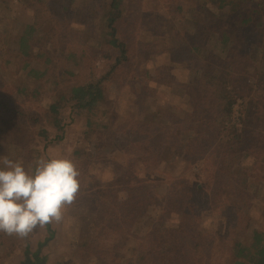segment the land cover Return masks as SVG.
Listing matches in <instances>:
<instances>
[{"label": "rangeland", "instance_id": "374dc122", "mask_svg": "<svg viewBox=\"0 0 264 264\" xmlns=\"http://www.w3.org/2000/svg\"><path fill=\"white\" fill-rule=\"evenodd\" d=\"M110 2L0 0V100L11 93L18 98L19 93L29 108L39 104L48 108L57 99L60 84L66 82L68 74L62 76L66 71L75 73L68 78L82 82L92 73L107 74V56L114 59L117 50L103 41L100 20L108 14ZM233 2L236 7L222 12L235 17L230 34L244 45L255 46V58L247 59L240 51L238 61H231L228 68L231 73L220 77L237 100L225 122L217 119V103L199 102L197 95L195 104L188 102L192 85L202 78L205 50L214 49L216 54L220 49L208 37L202 40L204 0H123L113 14H118V37L128 42L131 54L116 76H110L104 100L90 107L93 125L87 124L79 107L63 102L62 132L55 135L49 130L47 140L29 133L21 136L19 131L26 127L31 131L30 123L0 106V157L20 162L30 173L41 157L68 158L80 173L78 196L74 204L65 206L57 223L65 245L56 244L59 251L50 264H223L233 235L247 241L250 229L264 230V138L257 142L253 133L264 134V126L250 121L247 105L250 100L257 103L258 115L264 118V56L256 59L257 47L264 48V32L245 27L239 18L248 5H262L264 0ZM29 26L38 38L31 48L36 57L30 65L37 70L31 73L19 49ZM195 42L201 44V54H191ZM72 50L78 63L68 56ZM16 53L21 60H16ZM160 74L157 82L155 76ZM173 123L182 125L186 138L178 137ZM223 124L230 136L245 134L238 146L242 160L237 166L238 173L248 177L249 195L254 199L242 217L245 228H233L225 249L226 222L220 213L230 210L221 186L215 187L221 184L215 176L228 155L227 146L218 142V127ZM159 129L164 134L158 138ZM152 141L158 145L152 146ZM208 179V192H197L193 185ZM44 234L45 226L26 238L0 233V264H18L26 240L34 244ZM196 244L200 248L194 251Z\"/></svg>", "mask_w": 264, "mask_h": 264}, {"label": "trees", "instance_id": "16d2710c", "mask_svg": "<svg viewBox=\"0 0 264 264\" xmlns=\"http://www.w3.org/2000/svg\"><path fill=\"white\" fill-rule=\"evenodd\" d=\"M122 2L123 0H111V2L106 5L108 14L103 15L100 20V26L105 33L103 41L110 44L109 48L117 50V54L115 55L114 59L112 58V55L107 56L109 58V63L107 64V74L98 75L92 73L89 75V77L83 79L84 82H82L79 81V79H72V77L75 75L74 72L70 70L66 71L62 76L68 74V76L71 75L72 77L68 78L67 76V79L65 80L66 82L60 84L61 91H59V94H56L58 96L55 101L52 99L48 108H42L40 104L36 108H29L27 101L22 99L24 96L20 95L19 93H17L18 98L14 97L11 93L4 96L6 99L0 100V106H2V108L7 110L12 109L13 114H16L21 119H24V122L30 123L31 131H27L26 127V129L19 131L21 132V136H24L25 133H29L32 138H38V136H40L47 140L49 138V130H53L55 135L59 134V132H62L65 127L64 120H66L61 116L63 102L73 103L77 108L79 107L82 110V113L85 115L87 124L93 125V115L91 113L92 109L90 107H94L104 100L106 85L109 82H112L110 76L111 78L112 74L116 76L119 69L125 64V62L129 60V56L131 54L130 45L128 42L120 40L118 37L119 28L118 24L116 23L118 14H113L114 11L116 13V10L120 9ZM201 5L203 7L204 16L201 18V20L204 19L205 21V25L203 27L204 35L202 40H204L205 37H208L209 42L213 46L219 47L220 49H217L218 51L216 50V54L213 53L214 49L205 50V60H203L204 62L201 70L202 78L200 83L192 85V89L194 90L191 92V96L188 94V102L190 104H195V102L198 100L199 102L204 101L206 104L208 100H211V102L217 103L219 105L216 111L217 119H221L225 122L227 116L232 113L233 105L237 100L235 99L232 91L228 88V82L224 81V79H220V77L223 78L224 74L231 73V70L228 68L231 67V61H238L236 54L240 51L243 52L247 59L255 58L253 57L255 46L252 47L249 44L244 45L242 42L237 41L235 34L234 36H231L230 34V28L232 25H234L235 17L233 16L232 12H222H224L223 9L228 10L230 6V10L236 7V4L233 2V0H204V4L201 3ZM211 16L213 17L211 18ZM213 18H215L216 21L212 20ZM239 18H241V22L245 27H259L257 29L259 31L257 32L259 34L264 32V4L259 5L254 3V5H248V7L245 8V12L239 15ZM212 22L213 25L211 24ZM29 28L30 26L26 28L23 36L19 40L20 52L23 53L26 60L28 59V61L25 63L27 67H30L31 59L36 57V55H33L31 52V48L35 43L37 44L38 42L37 35L35 38L33 34L35 28H31V30H29ZM193 45L194 50L191 52V54H201V44L195 42ZM65 49L66 47L64 50ZM257 49L256 59L264 56V48L257 47ZM68 56L73 57L75 62H79L77 54L73 53V50L72 53L70 51ZM21 59L22 56L16 53V60ZM252 61L254 60L252 59ZM171 62H173L175 65H179L177 58H172ZM259 64L260 63L257 61L254 63V65L257 66V69L259 68ZM36 70L37 69L35 66L32 65L28 73L34 72ZM46 72L47 71L44 70L42 74L45 75ZM161 77L162 74L155 76V80L159 82ZM53 78L54 77H51V79ZM175 87L179 91L185 92L182 91L181 88H178L177 86ZM21 92H23V90H21ZM195 95L200 97L196 101L194 100ZM247 105L251 108L249 111L253 117V119L249 118L251 119L250 121L253 123L257 120L261 122V126H264V118H261V116L258 115L257 103H254L252 100H250ZM191 112L195 113V108ZM9 114L12 118H17V116L13 115L12 113ZM18 120L20 119L18 118ZM142 122L149 125L150 127L153 124V122L148 123V121ZM245 123L248 125L246 121L244 124ZM173 125L176 127V134H178V137L182 139L186 138V134L184 133L182 125L180 123H173ZM224 125L225 124H223L222 128L218 127V142L221 145L225 144V146H227L226 152L228 155L225 160L223 159L224 165L218 168L217 175L215 176L221 181V184L217 182L215 187L217 188L219 185L221 186L219 187V190L223 194L225 198L224 201L228 204L230 210V212L227 214L224 211H221L220 213L225 217L224 220L226 222L224 234L222 235L223 249L230 246L228 237L229 234H231L233 228L238 230L237 228L243 227L242 225L244 224L242 223V217L244 218V213L247 212V209L250 208L252 201H254V199H251V196L249 195L250 193L248 185H251V183L249 182L248 177L238 173L237 166L242 160V155L240 153L241 148L238 146L241 145V140L243 142V139L241 138L245 134L243 132L239 135V133L233 132V134L230 136L231 133H229V130L226 129ZM166 128H169V123L168 127ZM246 129L248 128H245V130ZM253 133L257 135V140H255L257 142H261V139L264 138L263 133H260L256 130H253ZM163 134L164 131L161 129L155 133L158 138L162 137ZM149 143L154 147L158 145V143H155V141ZM235 149L236 151L238 150V153L235 152ZM253 152H255V154L258 153V148H256V151ZM249 154L250 153H248L247 156H249ZM208 181L209 179L205 183L200 181L199 183H195L193 186L197 192L201 194L203 192L207 193L208 187L210 186V182L208 184ZM255 183L258 184L260 182L255 181ZM215 202L216 204H219L218 200L216 199ZM206 204L207 201H204L203 206L208 208ZM214 206L216 207L215 204ZM71 208L70 211H72ZM210 208L212 209L213 207ZM236 209H240L241 211L237 213V211H235ZM216 210L218 209H215V211ZM184 215L186 216V213H184ZM193 215L195 216L192 219L196 217L195 212H193ZM244 228L245 227L241 229ZM247 238V241H245L243 237L235 239V235L232 236V244L229 249V254L223 264H264V230L258 227L252 228L250 229ZM64 245L65 240L61 238L60 246L63 248ZM199 248L200 245L196 244L194 246V251Z\"/></svg>", "mask_w": 264, "mask_h": 264}, {"label": "clouds", "instance_id": "9594fccd", "mask_svg": "<svg viewBox=\"0 0 264 264\" xmlns=\"http://www.w3.org/2000/svg\"><path fill=\"white\" fill-rule=\"evenodd\" d=\"M0 233L26 238L37 227L63 219L80 190L71 159L41 157L30 173L18 161L0 157Z\"/></svg>", "mask_w": 264, "mask_h": 264}, {"label": "water", "instance_id": "95a60500", "mask_svg": "<svg viewBox=\"0 0 264 264\" xmlns=\"http://www.w3.org/2000/svg\"><path fill=\"white\" fill-rule=\"evenodd\" d=\"M62 228L57 223L45 226V234L36 243L26 240L24 252L18 264H50L57 256L59 249L56 244L61 241ZM59 245V244H58ZM61 248V246L59 245Z\"/></svg>", "mask_w": 264, "mask_h": 264}]
</instances>
